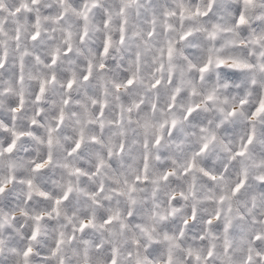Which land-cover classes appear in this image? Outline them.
<instances>
[{
    "label": "clouds",
    "instance_id": "clouds-1",
    "mask_svg": "<svg viewBox=\"0 0 264 264\" xmlns=\"http://www.w3.org/2000/svg\"><path fill=\"white\" fill-rule=\"evenodd\" d=\"M262 101L264 0H0V264H264Z\"/></svg>",
    "mask_w": 264,
    "mask_h": 264
},
{
    "label": "snow or ice",
    "instance_id": "snow-or-ice-1",
    "mask_svg": "<svg viewBox=\"0 0 264 264\" xmlns=\"http://www.w3.org/2000/svg\"><path fill=\"white\" fill-rule=\"evenodd\" d=\"M250 2H251V0H244V3H245L246 5L249 4ZM239 22H240L241 24L244 23V17H243V16L240 17V21H239ZM211 35H212V36H215V33H211ZM105 51H107V48L105 49ZM218 63H221V64H222V63H224V61H223V60H218ZM207 70H208V66H207V65H206L204 68L201 69L202 72L207 71ZM86 79H87V77H86ZM128 83L131 84L132 81L129 80ZM68 87H69V88L72 87V82H69ZM261 112H264V101L261 102L259 108L257 109V112L254 113V115H258V114L261 113ZM157 143H159V141H157ZM12 147H13V146H9V148L7 149V151H11V150H12ZM76 147L79 148V144H77ZM204 147L206 148V147H207V144H205ZM243 151H244V149H242L241 152H240L239 154L242 155V154H243ZM44 166H45L44 164H37V165H36V168H37V169H40V168H43ZM262 179H264V178H262ZM239 187H240V186H237V190H239ZM0 191H2V189H0ZM82 227H83V226H82ZM30 251H31V249L28 250V252H30ZM28 252L25 253L26 256L28 255Z\"/></svg>",
    "mask_w": 264,
    "mask_h": 264
}]
</instances>
